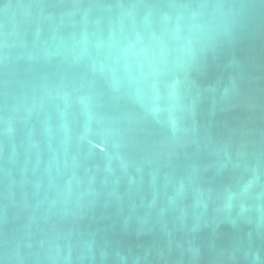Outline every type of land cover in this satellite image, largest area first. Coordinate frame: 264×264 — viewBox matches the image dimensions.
<instances>
[{
	"label": "water",
	"instance_id": "95a60500",
	"mask_svg": "<svg viewBox=\"0 0 264 264\" xmlns=\"http://www.w3.org/2000/svg\"><path fill=\"white\" fill-rule=\"evenodd\" d=\"M0 264H264V0H0Z\"/></svg>",
	"mask_w": 264,
	"mask_h": 264
}]
</instances>
